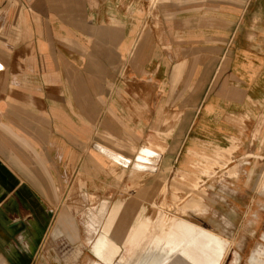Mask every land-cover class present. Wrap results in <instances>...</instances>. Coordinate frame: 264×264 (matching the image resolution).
<instances>
[{
	"label": "crops",
	"instance_id": "obj_1",
	"mask_svg": "<svg viewBox=\"0 0 264 264\" xmlns=\"http://www.w3.org/2000/svg\"><path fill=\"white\" fill-rule=\"evenodd\" d=\"M215 145L264 169V0H0L4 261L35 263L22 228L69 175L149 211Z\"/></svg>",
	"mask_w": 264,
	"mask_h": 264
},
{
	"label": "rangeland",
	"instance_id": "obj_2",
	"mask_svg": "<svg viewBox=\"0 0 264 264\" xmlns=\"http://www.w3.org/2000/svg\"><path fill=\"white\" fill-rule=\"evenodd\" d=\"M196 156L192 175L167 185L166 200L149 211L84 193L69 175L55 188V200L43 201L48 223L44 217L41 227L36 219L29 222L32 229L26 223L22 228L25 240L41 244L34 264H50V258L55 264H153L162 257L163 264H264V169H248L243 163L249 158L240 160L216 145L212 151L199 148ZM239 178L251 183L245 192ZM66 212L77 239L60 223ZM98 241L103 247L96 251ZM0 264L12 263L0 256Z\"/></svg>",
	"mask_w": 264,
	"mask_h": 264
},
{
	"label": "bare ground",
	"instance_id": "obj_3",
	"mask_svg": "<svg viewBox=\"0 0 264 264\" xmlns=\"http://www.w3.org/2000/svg\"><path fill=\"white\" fill-rule=\"evenodd\" d=\"M150 154H151V152L149 150H147L146 148L141 149V151H140L137 159L133 163V167L138 168V169H144V168H146V165H144L143 161L147 160L148 159V155H150ZM121 158L123 160H125L127 162V164H130L131 163V160L130 159H127V158H125L123 156H121ZM117 163L122 164L121 162H117ZM127 164H122V165L123 166H126Z\"/></svg>",
	"mask_w": 264,
	"mask_h": 264
},
{
	"label": "water",
	"instance_id": "obj_4",
	"mask_svg": "<svg viewBox=\"0 0 264 264\" xmlns=\"http://www.w3.org/2000/svg\"><path fill=\"white\" fill-rule=\"evenodd\" d=\"M131 165V163L130 164H127L126 166H130Z\"/></svg>",
	"mask_w": 264,
	"mask_h": 264
}]
</instances>
